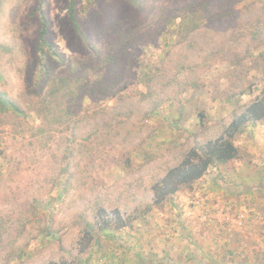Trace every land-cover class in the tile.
I'll list each match as a JSON object with an SVG mask.
<instances>
[{"label":"rangeland","instance_id":"obj_1","mask_svg":"<svg viewBox=\"0 0 264 264\" xmlns=\"http://www.w3.org/2000/svg\"><path fill=\"white\" fill-rule=\"evenodd\" d=\"M70 1L0 0V94L24 113L0 107V264H264V120L190 189L150 192L258 95L264 0H75L86 44ZM40 15L70 103L38 97ZM114 211L126 228L83 233Z\"/></svg>","mask_w":264,"mask_h":264},{"label":"trees","instance_id":"obj_2","mask_svg":"<svg viewBox=\"0 0 264 264\" xmlns=\"http://www.w3.org/2000/svg\"><path fill=\"white\" fill-rule=\"evenodd\" d=\"M240 2L243 1L234 2L231 6V9L236 7ZM246 6L249 7L248 4H246ZM74 9L75 0H71L68 18L72 23L77 35H79V37L82 38V42L86 44L88 43L87 38L85 34L81 32V27L78 25V21L74 17ZM188 15L189 13L186 11L182 13V15H176L172 18L178 19L182 23V21L184 22ZM40 17L41 29L39 32V39L36 49L39 59L38 71L35 73V81H46L48 86H46V92L44 93V95H41V93H39L38 97L43 100L46 98H52L54 100H65L66 103H70L71 100L75 99L76 96L75 91L73 90V88H71L72 86H70L71 79L57 77L56 75L51 74V69L49 66V64L53 61L62 64L64 63L65 59H63V56L57 54L55 52V47L52 44L48 43V41L46 40V18L45 16L41 15ZM255 28V33H246L242 39L248 37L249 40L253 42L258 40V38H260L262 35V31L260 29L257 30V27ZM245 30L246 28H242L241 32ZM88 46H90V44ZM50 57L52 59H49ZM55 57H57L58 59H53ZM259 59H261V61L260 63H257V68H259L264 73V54L260 55ZM85 79V76H81L78 81H82ZM86 98L87 96L85 95L81 99L82 101H84ZM0 107L3 110H10L16 115L24 116L23 111H21V109L17 105L12 103L8 99H5L2 94H0ZM263 120L264 82L258 92V95L251 102L243 105L237 110V112L233 114L230 122L223 127L221 133L217 137L207 140L204 143L193 144L191 148H189L181 155V159L176 165L167 169L166 173L155 181L154 185L150 188L152 198L155 202L154 204L157 205L158 203L171 198L181 189H190L195 182L200 180L205 175L209 167L225 165L228 162L237 159L238 149L235 146V139L243 134L248 127L255 126V124ZM96 212L97 215L94 218H97L98 216H100L101 218H103V216L109 217L104 209L99 208ZM106 220L107 221L104 222L103 225L98 227V231L95 230V226L91 221H85L83 233H85V235H92V233L99 232L105 235H110L112 231L124 229L129 224V221H124L121 219L120 214L117 211H114L111 218H107ZM49 234L52 235L51 233H48V235ZM91 239H93V237ZM223 256L226 257V254H224ZM224 257H222V259H224ZM214 259L216 261H219L218 257ZM78 263L79 259L75 260L74 264ZM53 264L59 263L56 262ZM60 264H66V262L61 260Z\"/></svg>","mask_w":264,"mask_h":264}]
</instances>
